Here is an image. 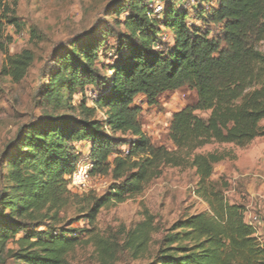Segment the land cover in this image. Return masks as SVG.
<instances>
[{"label":"trees","instance_id":"trees-1","mask_svg":"<svg viewBox=\"0 0 264 264\" xmlns=\"http://www.w3.org/2000/svg\"><path fill=\"white\" fill-rule=\"evenodd\" d=\"M211 1H166L155 12L144 0H127L116 11L126 17L125 33L110 50L113 64L99 67L105 39L99 30L73 38L54 56L34 100L44 115L21 128L2 153L0 264H68L85 232L101 264H109L120 246L60 224V213L79 198L92 224L101 209L140 196L166 169L192 170L194 194L208 210L177 219L148 264H264V244L245 220L247 209L228 201L225 176L213 180L215 165L235 161L234 151L198 153L210 145L244 149L264 138V0ZM0 18L19 28L5 11ZM3 51L1 75L21 82L32 53ZM184 86L194 90L196 102L172 114V147L154 145L142 132L136 97L152 107L161 94ZM87 88L97 93L93 107L85 104ZM75 95L81 101L72 105ZM79 143L90 146L86 156L74 148ZM83 162L92 164L90 177L110 178L99 197L73 193L70 177ZM151 223L147 217L126 236L136 256Z\"/></svg>","mask_w":264,"mask_h":264},{"label":"rangeland","instance_id":"rangeland-1","mask_svg":"<svg viewBox=\"0 0 264 264\" xmlns=\"http://www.w3.org/2000/svg\"><path fill=\"white\" fill-rule=\"evenodd\" d=\"M166 1H173L176 5L183 6L197 4L199 1H205L206 4L212 2L211 0H144L154 9L158 5L166 4ZM126 4L127 0H4L0 15L5 11L8 16L16 18L19 28L9 25L0 18V161L5 147L16 133L23 127L38 123L44 115L35 104L36 93L45 79L44 74H47L51 68V60L65 51L66 45L73 38L99 30L105 35L104 51L98 58L99 67L106 68L107 65L113 64L116 59L110 50L114 48L120 34L125 33L123 21L126 17V13L117 15L116 11ZM192 22L201 26L199 22ZM259 49L264 52V43ZM3 50H7L10 55L19 54L23 50L32 53V65L21 82L13 83L8 77L1 75V67L5 59ZM84 98L86 106L93 107L97 93L87 88ZM80 101L81 96L75 95L72 105H77ZM195 102L194 90L186 86L161 94L157 105L152 107L145 104L142 96L136 97L135 104L141 108L139 122L142 132L154 145L170 149L172 146L168 133L172 114ZM96 118L102 119V114L97 112ZM117 136L127 139V135ZM262 139L264 138H260L261 142ZM74 146L81 156H86L90 147L84 143ZM228 149H232L236 155L238 152L248 150L249 146L237 149L230 145H210L199 150L198 153ZM120 150L123 152L125 148L121 147ZM233 162L227 160L215 165L213 180H218L221 176L230 179ZM241 165L246 167L247 161L244 160ZM196 182L197 178L192 170L166 169L162 176L153 181L140 196L101 209L92 224H88L83 216L84 212L81 213L87 205H84L79 198L73 200L60 213L59 217L62 220L60 224L63 223L65 226L70 224L71 228L91 231L117 243L120 248L109 264H148L154 258L162 235L177 219L208 210L207 205L194 194ZM110 183L109 177H89L86 188L72 190L77 195L99 197L107 190ZM252 189L254 190V186ZM260 190L264 193V187L255 188L256 192ZM226 197L232 203L238 201L248 203L243 196L236 198L227 192ZM147 217L152 220V231L149 233L147 244L136 256L125 246L126 236L139 224L145 222ZM245 220L248 221V218ZM88 235L86 232L83 233L80 237V245L66 256L68 264H101ZM257 236L264 244V235L258 232ZM13 247L9 245V248Z\"/></svg>","mask_w":264,"mask_h":264},{"label":"crops","instance_id":"crops-1","mask_svg":"<svg viewBox=\"0 0 264 264\" xmlns=\"http://www.w3.org/2000/svg\"><path fill=\"white\" fill-rule=\"evenodd\" d=\"M236 157L237 159L233 162L234 167L230 172V179L227 178L230 183L228 193L236 198L246 197L247 204L244 201L236 203L245 206L247 218L257 214L258 217L261 216L259 218L264 223V193L261 190L256 192L257 189L255 191V188L264 187V139L262 142L260 138L255 139L249 145L248 150L238 152ZM244 160L247 161L246 167L241 165ZM252 186H254V190Z\"/></svg>","mask_w":264,"mask_h":264},{"label":"built area","instance_id":"built-area-1","mask_svg":"<svg viewBox=\"0 0 264 264\" xmlns=\"http://www.w3.org/2000/svg\"><path fill=\"white\" fill-rule=\"evenodd\" d=\"M161 6L155 7V12H160ZM92 168V164L89 162L80 163L77 169L73 172L70 177V184L74 189H84L87 186L89 180V171ZM248 221L251 225L257 227L258 232L264 234V223L260 220V218L256 215L248 216ZM259 240L260 237L258 236Z\"/></svg>","mask_w":264,"mask_h":264}]
</instances>
